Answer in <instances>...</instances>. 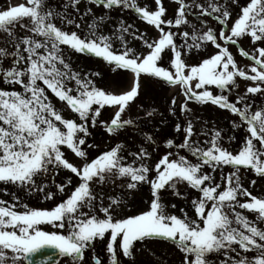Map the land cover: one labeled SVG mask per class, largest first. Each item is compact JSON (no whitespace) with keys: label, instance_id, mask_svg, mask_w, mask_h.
<instances>
[{"label":"snow or ice","instance_id":"snow-or-ice-1","mask_svg":"<svg viewBox=\"0 0 264 264\" xmlns=\"http://www.w3.org/2000/svg\"><path fill=\"white\" fill-rule=\"evenodd\" d=\"M146 82L183 101L173 95L168 116L146 108ZM193 106L226 114L229 127ZM157 116L144 131L139 121ZM169 124L179 142L159 138ZM249 180L264 182V0L0 10V194L10 197L0 198V264H148L139 257L155 248L172 264H264V195ZM138 195L146 207L132 211Z\"/></svg>","mask_w":264,"mask_h":264},{"label":"rangeland","instance_id":"rangeland-1","mask_svg":"<svg viewBox=\"0 0 264 264\" xmlns=\"http://www.w3.org/2000/svg\"><path fill=\"white\" fill-rule=\"evenodd\" d=\"M24 2H25V0H0V10H2L5 7L14 6V5H17L20 3H24ZM143 2H144V0H141V3H143ZM165 3L167 5L168 0H165ZM114 15H115V13H114ZM126 19H128L129 22H132L133 17L131 16V14H126ZM210 23L213 24V26H215L214 21L210 20ZM138 24H139V27H141V28L144 27V25L142 23L138 22ZM149 34L154 35V33H152L151 31ZM135 45L137 47H139V42H135ZM244 46L247 50L248 45L245 44ZM233 51L235 52L236 50L233 49ZM237 59L240 60L241 57H239L237 55ZM76 63L79 64L80 66L86 68V69L99 68L101 71H103L105 73L106 81L110 77V71H109L108 67L106 65H104L102 62H100L99 60H93V59H89L87 57H79L77 59ZM248 63H249L248 60H246V59L243 60V64H248ZM75 66L76 65H74V67ZM127 83L128 82L125 81L120 86L126 87ZM178 92H179L178 88L177 89H169L166 87L162 88L159 85L146 82L142 96L140 97L139 103L144 104V106L146 108L149 107L150 105H155L159 108L160 112L164 113V116H168L167 107H168V102H170L172 96L173 95L177 96V107H179L180 103L183 101V97L177 95ZM193 107L195 109H197L198 115H202L204 118L209 119V120H214L216 122L217 126L223 127L225 129H227L229 127L228 121L224 118L226 114L221 113L219 110H214V109L209 108L207 106H204L203 108H201L200 106H193ZM133 115H135V113H133ZM141 115H143V114L141 113ZM162 119H163V117L157 116L154 121L149 122V120H141V121H139V123L142 125L144 131L154 132L155 128L157 126L161 125ZM168 119L172 120L173 118L168 117ZM234 119H237V118L234 117ZM197 128H199V125H197ZM165 134L168 136L176 137L177 141L179 142V137L172 130L171 124H169L166 128L161 127V133L159 134V138L163 139ZM128 135L129 136L132 135L131 131H129ZM107 139L108 138L106 135L102 136L100 134H96V136H95V142L101 144L102 150L105 147V143H106ZM122 139H127V137L122 136ZM137 139H139V137H137ZM201 139H203V137H201ZM129 143H132V141L129 140ZM164 151H165V149L163 147H161L160 152L163 153ZM64 175H67V173H62L61 176L57 177V180L58 181L61 180ZM250 176H251V174H250ZM245 186L249 187V190L252 191L253 194L257 195L258 197L261 195H264V182L258 181V183L255 186H252L250 184V180H249V181H246ZM0 198L10 199V197L2 196V194H0ZM39 206L49 207V206H51V202L41 204ZM144 207H146V205H144L140 202V196L138 195L137 200L134 202V206L132 208V211H139ZM245 215H247L250 219L255 218L253 213L245 212ZM260 226L264 227V224H261ZM49 230H51V229H49ZM153 251L156 252L155 257L152 256L151 252L146 250L143 253V255L139 257V259L148 262V264H151L152 261L159 258V259H163L165 261V264H172V260L174 259V257L170 256L166 250L161 249V248H155V249H153ZM99 252H100V254L103 253V248H100Z\"/></svg>","mask_w":264,"mask_h":264},{"label":"flooded vegetation","instance_id":"flooded-vegetation-1","mask_svg":"<svg viewBox=\"0 0 264 264\" xmlns=\"http://www.w3.org/2000/svg\"><path fill=\"white\" fill-rule=\"evenodd\" d=\"M101 255H103V253H101Z\"/></svg>","mask_w":264,"mask_h":264}]
</instances>
